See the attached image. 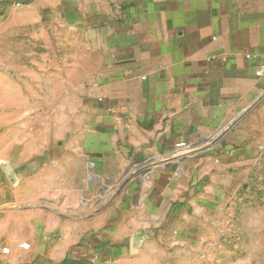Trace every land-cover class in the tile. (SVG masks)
I'll list each match as a JSON object with an SVG mask.
<instances>
[{"label": "crops", "instance_id": "crops-1", "mask_svg": "<svg viewBox=\"0 0 264 264\" xmlns=\"http://www.w3.org/2000/svg\"><path fill=\"white\" fill-rule=\"evenodd\" d=\"M263 61L264 0H0V264H219L202 155L264 152Z\"/></svg>", "mask_w": 264, "mask_h": 264}, {"label": "rangeland", "instance_id": "rangeland-1", "mask_svg": "<svg viewBox=\"0 0 264 264\" xmlns=\"http://www.w3.org/2000/svg\"><path fill=\"white\" fill-rule=\"evenodd\" d=\"M233 132L228 143L241 144L234 141ZM220 151L218 143L202 155L207 159L209 192L204 205H199L204 212L197 220V226L204 229L202 240L219 264H264V152L234 162L238 155L231 149Z\"/></svg>", "mask_w": 264, "mask_h": 264}, {"label": "built area", "instance_id": "built-area-1", "mask_svg": "<svg viewBox=\"0 0 264 264\" xmlns=\"http://www.w3.org/2000/svg\"><path fill=\"white\" fill-rule=\"evenodd\" d=\"M256 73H257L258 77L264 76V61L259 65ZM204 150L205 149L203 147L195 148V147L190 146L189 144L183 143V142L177 144L175 150L172 152V155H171V160L173 162H175V168L172 171V178L175 179V178H178L180 176L182 168H183V162H184V159L186 157L193 155V154H201L202 152H204ZM144 237L147 238V235H145V236L141 235L138 238L137 242L134 245L135 246L134 248H136V249L138 248L140 243L143 241ZM97 257L98 256H95L93 258V261H95L97 259Z\"/></svg>", "mask_w": 264, "mask_h": 264}, {"label": "water", "instance_id": "water-1", "mask_svg": "<svg viewBox=\"0 0 264 264\" xmlns=\"http://www.w3.org/2000/svg\"><path fill=\"white\" fill-rule=\"evenodd\" d=\"M151 163H152L151 160L149 161L147 160V162L144 165H150ZM129 171H130L129 169L126 171V178L124 180V182L126 183L129 182L133 177L132 175H129ZM135 179H137L140 182L142 181V178L140 176H136Z\"/></svg>", "mask_w": 264, "mask_h": 264}]
</instances>
